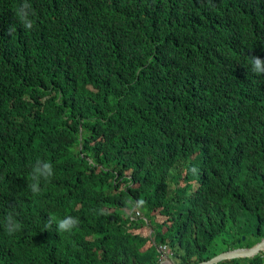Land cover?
<instances>
[{"label": "trees", "instance_id": "1", "mask_svg": "<svg viewBox=\"0 0 264 264\" xmlns=\"http://www.w3.org/2000/svg\"><path fill=\"white\" fill-rule=\"evenodd\" d=\"M0 158L17 161L0 264H157L158 247L193 264L253 246L264 0H0ZM54 195L66 230L34 238Z\"/></svg>", "mask_w": 264, "mask_h": 264}, {"label": "clouds", "instance_id": "2", "mask_svg": "<svg viewBox=\"0 0 264 264\" xmlns=\"http://www.w3.org/2000/svg\"><path fill=\"white\" fill-rule=\"evenodd\" d=\"M7 162H8V160H4V159L0 158V193H2V194H3V185L12 183L15 180L14 172H13V165L17 161H10L9 163H7ZM42 165H43V167H42ZM49 166L50 165L48 163L40 164L39 172L41 173L43 178H46L47 176H49L51 174L50 169H48ZM63 199H64L65 204L62 203L61 199L57 198V195H54V197L52 198L51 201L41 205L40 207L34 208L35 225L33 228L32 237L35 238L37 235H39L40 233L47 230L50 225L52 226V230H56V231L60 230V229L66 230L68 218L54 222V218L56 217V209L57 208L64 209L67 205V200L64 196H63ZM94 210H95V208L91 209V211H94ZM26 212H27V210L22 215H24ZM136 215H137V213H136ZM45 224L48 225L47 228H45ZM27 242H26V244H27ZM39 243L40 242H38L35 239V242H34L35 247H33L30 244L29 248L24 252V254L28 258H30V256L36 252V248H37ZM256 244H254V245H256ZM253 246H251L249 248H252ZM158 249H159L158 251L160 252V257H159L158 263H160L161 261L165 260L166 257H168L174 264H178L176 261L172 260V258L170 257L171 254L164 247H158ZM236 249H245V248H236ZM231 250H235V249H231ZM227 251H229V250H227ZM263 251H260V252H263ZM197 263H199V262H197ZM193 264H196V263H193Z\"/></svg>", "mask_w": 264, "mask_h": 264}, {"label": "water", "instance_id": "3", "mask_svg": "<svg viewBox=\"0 0 264 264\" xmlns=\"http://www.w3.org/2000/svg\"><path fill=\"white\" fill-rule=\"evenodd\" d=\"M263 250H264V239H262L252 248L224 251L219 255L213 256L208 260H204L196 264H217L219 261L225 259L248 258L258 254L260 251ZM158 264H174V263L168 257H166L165 260L161 261Z\"/></svg>", "mask_w": 264, "mask_h": 264}, {"label": "rangeland", "instance_id": "4", "mask_svg": "<svg viewBox=\"0 0 264 264\" xmlns=\"http://www.w3.org/2000/svg\"><path fill=\"white\" fill-rule=\"evenodd\" d=\"M216 245H217V247H221V246H222V243H221V242H218V241H216Z\"/></svg>", "mask_w": 264, "mask_h": 264}, {"label": "bare ground", "instance_id": "5", "mask_svg": "<svg viewBox=\"0 0 264 264\" xmlns=\"http://www.w3.org/2000/svg\"><path fill=\"white\" fill-rule=\"evenodd\" d=\"M13 233V232H12ZM167 249V248H166ZM224 252V251H223ZM220 253H222V252H220ZM220 253H218V254H216V255H219ZM216 255H214V256H216Z\"/></svg>", "mask_w": 264, "mask_h": 264}]
</instances>
